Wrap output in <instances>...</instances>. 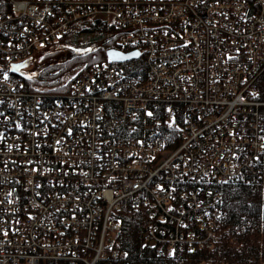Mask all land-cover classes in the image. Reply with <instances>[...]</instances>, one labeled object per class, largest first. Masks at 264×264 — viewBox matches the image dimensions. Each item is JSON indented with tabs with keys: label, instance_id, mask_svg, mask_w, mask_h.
Masks as SVG:
<instances>
[{
	"label": "built area",
	"instance_id": "1",
	"mask_svg": "<svg viewBox=\"0 0 264 264\" xmlns=\"http://www.w3.org/2000/svg\"><path fill=\"white\" fill-rule=\"evenodd\" d=\"M0 7V264L119 262L118 214L139 206L159 256L212 249L219 196L204 186H264V0ZM93 17L142 48L144 81L104 61L69 92L29 91L3 70Z\"/></svg>",
	"mask_w": 264,
	"mask_h": 264
},
{
	"label": "trees",
	"instance_id": "2",
	"mask_svg": "<svg viewBox=\"0 0 264 264\" xmlns=\"http://www.w3.org/2000/svg\"><path fill=\"white\" fill-rule=\"evenodd\" d=\"M4 0H0V6ZM1 9V7H0ZM115 49L137 55L124 62H112L108 51ZM64 53V61L46 64L36 77H27L26 70L13 74L20 78L29 91L69 92L80 75L96 63L109 62L123 70L129 78L144 81L146 63L142 48L119 43V32L108 19L93 17L74 23L70 30L46 48L37 51L33 58L49 61ZM176 130L175 128L172 129ZM219 196L220 215L215 229L212 249L188 252L176 249L169 255L159 256L156 248L142 244L147 226L153 222L143 206L126 207L118 218L122 223L120 237L114 243L126 253L119 262L108 264H184L202 260L215 262H250L264 264V186L249 185L244 181L213 182L204 186ZM50 264H75L52 261ZM77 264V263H76ZM98 264H105L99 262Z\"/></svg>",
	"mask_w": 264,
	"mask_h": 264
},
{
	"label": "water",
	"instance_id": "3",
	"mask_svg": "<svg viewBox=\"0 0 264 264\" xmlns=\"http://www.w3.org/2000/svg\"><path fill=\"white\" fill-rule=\"evenodd\" d=\"M108 58L112 62H124L128 59L134 58L137 54L134 52L123 53L121 51L111 49L107 53ZM33 57L26 59L20 63H14L10 67V72L14 74H19L25 67L33 62Z\"/></svg>",
	"mask_w": 264,
	"mask_h": 264
},
{
	"label": "rangeland",
	"instance_id": "4",
	"mask_svg": "<svg viewBox=\"0 0 264 264\" xmlns=\"http://www.w3.org/2000/svg\"><path fill=\"white\" fill-rule=\"evenodd\" d=\"M67 56L64 55V53H60L58 54V56H55L54 59L49 60V61H45L42 59V57H38V58H33V62L31 64H29L25 70L27 71L25 74L27 77H36L38 74V71L40 69H42L46 64L48 63H52V62H61L64 61L66 59Z\"/></svg>",
	"mask_w": 264,
	"mask_h": 264
}]
</instances>
